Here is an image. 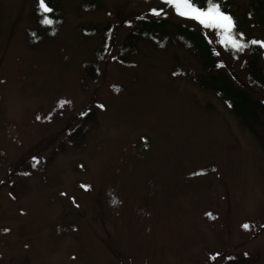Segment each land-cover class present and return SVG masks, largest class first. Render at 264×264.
Returning <instances> with one entry per match:
<instances>
[{
    "label": "rangeland",
    "instance_id": "374dc122",
    "mask_svg": "<svg viewBox=\"0 0 264 264\" xmlns=\"http://www.w3.org/2000/svg\"><path fill=\"white\" fill-rule=\"evenodd\" d=\"M33 2L0 0V264H264V151L210 91L170 76L184 50L144 43L125 66L112 49L82 77L98 37L79 26L111 20L118 41L151 3L63 0L59 34L30 47ZM86 109L97 122L77 149L66 136Z\"/></svg>",
    "mask_w": 264,
    "mask_h": 264
},
{
    "label": "trees",
    "instance_id": "16d2710c",
    "mask_svg": "<svg viewBox=\"0 0 264 264\" xmlns=\"http://www.w3.org/2000/svg\"><path fill=\"white\" fill-rule=\"evenodd\" d=\"M33 1L34 24L28 29L26 40L30 47H37L59 34L65 14L63 0H46L53 9L51 13H43L39 8V0ZM143 1L151 3L150 12L129 18L128 29L118 41L116 26L111 20L79 26L83 36L98 37L93 58L83 62V79L92 82L98 77L99 63L112 49H115L113 59L116 62L132 66V58L144 43H149L155 50L178 46L188 56L182 59L178 54L172 55L170 76L182 77L210 91L253 135L264 151V0H248L244 3L217 0L220 10L232 19L233 34H242L240 43L246 47L240 49L232 47L225 40L226 34L222 29L204 28L197 20L187 16L173 18L168 14V10L173 7L166 4L165 0ZM195 4L206 8L208 0H195ZM79 9L83 13L97 12L104 9V2L81 0ZM153 10L161 14L156 15ZM45 15L54 21L52 25L42 23ZM253 40L258 43H251ZM227 63L237 65L244 74V80H240ZM80 115L77 127L69 130L66 136L69 139L67 144L71 143L77 149L86 145L85 134L97 122V114L93 109H86ZM28 167L31 169L26 170V174L38 169L44 173L47 165L40 160ZM215 168L214 165H204L197 168L195 174H205ZM206 214L209 215V212ZM248 261L247 254L234 257L226 255L223 264H246Z\"/></svg>",
    "mask_w": 264,
    "mask_h": 264
},
{
    "label": "snow or ice",
    "instance_id": "6c2138e0",
    "mask_svg": "<svg viewBox=\"0 0 264 264\" xmlns=\"http://www.w3.org/2000/svg\"><path fill=\"white\" fill-rule=\"evenodd\" d=\"M165 3L172 6L173 10L176 11L178 15L187 16L191 19L197 20L204 28L222 29L226 34L225 40L230 43L232 47L237 49L246 47V45H242L240 43V37L242 34H233L232 19L230 16L220 10V5L217 0H208V5L206 8L198 7L195 4V0H165ZM39 8L43 13H51L53 11V9L46 3V0H39ZM153 11L156 15L161 14L156 10ZM42 23L45 25H52L54 21L45 15ZM223 42L224 41H222V43ZM251 43L256 44L258 42L253 40ZM65 103L67 102L60 101L61 106ZM81 187L86 186L82 185ZM242 227L247 230L250 228V225L244 224ZM215 258L216 257H211V259Z\"/></svg>",
    "mask_w": 264,
    "mask_h": 264
}]
</instances>
